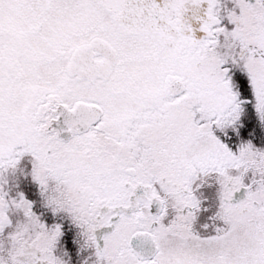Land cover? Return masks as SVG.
<instances>
[{"label": "snow or ice", "instance_id": "1", "mask_svg": "<svg viewBox=\"0 0 264 264\" xmlns=\"http://www.w3.org/2000/svg\"><path fill=\"white\" fill-rule=\"evenodd\" d=\"M0 264H264V0H0Z\"/></svg>", "mask_w": 264, "mask_h": 264}]
</instances>
